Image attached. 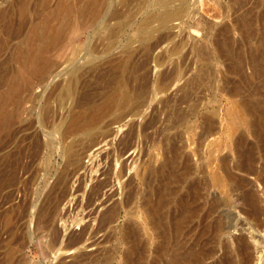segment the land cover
Listing matches in <instances>:
<instances>
[{
	"label": "rangeland",
	"instance_id": "1",
	"mask_svg": "<svg viewBox=\"0 0 264 264\" xmlns=\"http://www.w3.org/2000/svg\"><path fill=\"white\" fill-rule=\"evenodd\" d=\"M32 1L31 7L34 8L36 0ZM118 1L107 0L114 6L121 4ZM229 1L188 0L189 7L180 30L171 27L179 19L170 22L167 34L156 29L150 38L153 46L149 50L146 48L147 51L141 47L142 43L134 30V22L148 10L147 2L143 4L145 0H134L127 4L128 7L122 5L121 10L131 9L135 15L118 37L112 52L116 55L123 53L119 59L128 56L125 58L128 69L135 73H128L130 70L126 72L129 82L133 81L131 86L142 84L143 81L147 92L142 91L144 94L141 93L139 100L141 103L144 101V107L140 105V109L136 107L135 112L125 111L126 114L123 111L117 114L116 110L103 115L90 135L73 133L62 136V124L67 111L78 98L84 96L83 99L80 97L81 100H88L89 103L99 101L116 84L121 73L116 66L104 63L107 56L113 53L104 52L103 39L107 31L100 19L78 26L68 45L56 57L59 73L43 85L34 87L32 97L26 98L20 105V116L0 136V264H9L6 253L11 247L15 251L11 264L26 261L28 264H58L62 256V264H123L130 242L123 241L122 230L130 221H133L135 228L138 226L140 236H137L141 238L138 240L141 242L134 264H165L170 260L171 254L168 253L173 249L159 255L161 226H152L149 220L150 201L156 198L157 188L166 184L161 175H152V172L161 167L170 154L168 149L174 146L178 151L182 144L190 145L180 122L183 106L180 101L181 85L185 77L195 72L199 61L194 49L189 54L185 49L196 48L207 37H215L223 25L230 28L229 37L247 49L241 40V30L233 23L245 13V16L257 18L264 11V0H242L243 6L241 2L236 5L234 1ZM15 2L0 0V9L11 7L10 4H16L18 0ZM55 2L57 0H50L49 6ZM118 5L111 9L109 7V11L120 7ZM139 8L140 12L137 10ZM27 18L21 22L14 16V25H19V31L7 39L6 46L0 51V89L7 74L15 67L11 55L15 44L27 33L33 19ZM257 27L255 25L256 30ZM129 42L130 46L127 47ZM209 46L216 53L213 43ZM130 50L133 52L127 53ZM175 50L177 53H174ZM124 52L128 55L125 56ZM186 64L189 71L182 76ZM216 64L217 68L223 67L220 62ZM74 72L80 77L76 88L79 91L75 93L78 97L76 101L73 99L75 102L58 97L60 86H64ZM135 75L141 78L140 82ZM136 80L138 84L134 83ZM165 80L169 84L166 90H158V84ZM152 87L157 94L152 92ZM88 101L85 103L88 104ZM63 145H72L77 150L75 162L68 163L61 156L59 150ZM190 146L193 148L194 144ZM190 146L185 149L190 151ZM191 156L195 161V156ZM170 186L174 187L173 194L168 196L169 202L162 210V224L164 228L168 225L167 240L171 248L178 244L176 248L180 250L183 236L175 233V230L170 233V226L179 215L176 200L182 189L174 182ZM192 230L196 231V226ZM195 231L190 235L193 236ZM235 231L232 230V234L238 233ZM254 234L259 236L263 233ZM193 238L188 239L189 243H193ZM79 252L76 259L72 260V256ZM176 252L179 253L178 250ZM220 254L221 251H216L204 264L214 263ZM183 263L189 264L183 261L178 264Z\"/></svg>",
	"mask_w": 264,
	"mask_h": 264
},
{
	"label": "bare ground",
	"instance_id": "2",
	"mask_svg": "<svg viewBox=\"0 0 264 264\" xmlns=\"http://www.w3.org/2000/svg\"><path fill=\"white\" fill-rule=\"evenodd\" d=\"M30 1L32 0H18L16 4L9 3L11 7L0 9V51L6 46L7 39L19 31V25H14V16L21 22L27 17L33 18L29 19L31 22L27 33H24L25 35L21 36L14 46L11 60L14 61L15 67L7 74L0 89V136L20 116V105L26 98L32 97L34 87L43 85L50 77H55L59 73L56 57L68 45L78 26L100 19L107 31L103 39L104 52L111 53L118 37L135 15L131 9L127 11L120 9L122 5L128 7L127 4L134 0H119L120 10L113 8L115 10L111 11L109 10L114 5L107 0H57L52 6H49L50 0H36L34 8L31 7ZM231 1L237 5L242 0ZM146 2L148 7L146 14L133 22L134 30L142 43L141 47L149 50L148 48L153 46L150 38L156 29L167 34L166 29L169 28L170 22L179 19L172 23L171 27H178L180 30L189 6L188 0H145L143 4ZM242 3L244 1L241 5ZM255 3L252 4L255 6ZM137 10L140 12L141 9ZM245 15L240 16L233 24L241 30L243 37L241 40L247 49L245 47L243 49L242 44L229 37L228 25L221 26L218 32L215 31L217 32L215 37H207L200 46L185 49L188 54L194 49L199 61L195 72L185 77L180 96L183 103L180 112L182 132L187 135V143L194 146L193 148L189 144L186 146L182 141L181 149L178 148L179 153L174 146L171 147L172 149H168L170 154L166 153V159L161 167L152 172V175H161L163 182H166L157 188L156 198L150 201V223L152 226L162 228L159 255H163L168 249L174 251L178 246L172 244L171 248L168 243V225L167 229L163 227L162 210L169 202L168 196L173 194L174 187L172 188L170 184L174 182L181 187L180 190L182 189L176 200L177 205L175 204L178 206V218L175 215L177 219L174 222L170 220L172 225H169L170 233L175 230V233L182 234L184 240L183 244L182 242L180 244V250L179 247L176 248L179 253L176 249L175 253L173 251L168 253L171 254L169 255L171 258L169 257L170 260L165 264H178L182 261L189 264H204L205 260L215 255L218 250L221 254L211 264H264V11L257 18ZM153 22L156 24L152 25ZM255 25L259 26L258 30L255 29ZM130 43L126 46H130ZM210 43L215 46L216 53L212 52ZM121 54H109L104 61L105 65L116 66L117 71L119 69L121 73L119 78L116 77L118 78L116 84H113L114 86L110 87L112 89L99 101L89 103L87 100L86 104L87 101L81 100L84 96L78 94L81 97L78 100L85 104L79 103L75 93L80 77L76 72L70 74L64 86L63 84L60 86L59 98L77 100L76 102L73 100L74 105L71 102L73 106L68 107L67 116L62 124V136L73 133L90 135L103 115L116 110L117 114L122 113L118 111L135 112L136 107L140 109L138 106L144 104V101L141 103V99L139 100L142 91L147 92L143 81L140 84L144 89L140 84L131 86L133 81L130 83L126 74L127 70H130L128 73H132L125 59L128 56L119 59ZM219 62L223 65L222 68H217L216 63ZM187 64L182 76L189 71ZM134 83L138 84V81ZM168 85L166 80L161 81L158 90H166ZM53 87L55 89V86ZM153 87L152 92L157 94ZM137 112L139 113V110ZM189 146L192 148L190 151L186 150ZM59 151L68 163L75 162L78 153L72 145H63ZM191 155L195 156V161L191 159ZM5 220L8 221V217ZM132 222H128L122 230L123 241L130 242L123 264H134L139 254L140 233L138 234V226L135 224V228ZM193 225L196 226V231H191L195 228ZM232 230L238 233L232 234ZM194 231L196 233L193 235V243H189L188 239L193 237L190 233ZM254 232L263 234L258 236ZM14 254V248L8 249L6 256L9 264ZM78 254L80 252L74 254L72 260L76 259ZM63 261V256L59 257L58 264H62Z\"/></svg>",
	"mask_w": 264,
	"mask_h": 264
}]
</instances>
